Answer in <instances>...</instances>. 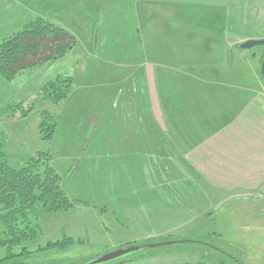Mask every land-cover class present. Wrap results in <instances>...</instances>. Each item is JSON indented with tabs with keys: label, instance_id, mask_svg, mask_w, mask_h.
<instances>
[{
	"label": "rangeland",
	"instance_id": "374dc122",
	"mask_svg": "<svg viewBox=\"0 0 264 264\" xmlns=\"http://www.w3.org/2000/svg\"><path fill=\"white\" fill-rule=\"evenodd\" d=\"M154 9L151 16L142 13L137 16L133 12L115 17V21L102 25L98 31L78 32L82 39L83 35L90 39L92 34L93 40L98 38L92 46H87L90 42L78 41L72 51L23 68L10 80L0 74V108L21 102V108L28 110L26 116H20L21 108L10 116L0 113V129L8 135L7 150L15 155L12 162L20 163L25 156L38 151L49 152L50 164L62 176V187L69 198L76 200L74 207L57 212H45L37 204L36 221L41 229L36 240L24 243L27 248L35 250L63 235L72 237L75 243L64 249L38 251L30 258V264H83L127 242H146L149 238L144 237L150 235L154 236L153 240L174 238L176 242L142 248L137 251L142 257L131 255L132 261L125 264H264V207H250L248 198L221 200L218 193L207 195L208 192L194 188L176 191L183 197H179L180 202L186 205L178 209L185 214L162 220L148 216L152 218L148 220L146 212L160 208L129 205L131 199L121 197L122 192H118L123 186V175L122 163L115 153L125 144L117 138L131 133L129 122L122 121L125 119L122 114L128 112L121 111L120 106L130 104L136 96L133 91L140 90L144 84L145 77L134 76L132 65L141 58L146 66L147 58L152 57L148 51L149 35L156 49L154 57L166 64L170 72L178 67L170 61L175 55L173 49L178 48L179 55L187 60L197 57L207 49L208 43L201 41L203 35L210 36L215 57L222 60L229 54L225 50L227 37L222 30L225 22L221 13L211 20L210 12L189 4L155 5ZM30 18L0 11V39L18 30ZM145 23L153 27L145 30ZM209 23H214L215 29L192 31L201 27L200 24ZM165 25L173 27L165 32L158 29ZM180 26L186 30H172L183 29ZM249 33L263 35L264 31ZM164 34L180 36L181 42L170 48L168 44L174 38L169 40ZM237 51L238 61L229 56L230 62L233 64L235 60L247 74L244 78L236 74L226 76L224 81L253 86L256 83L253 71L257 68L263 82L260 57L264 45ZM58 75L70 76L71 83L67 97L52 102L43 97L41 87ZM42 110L56 120L49 140H42L38 130ZM138 211L142 216L137 215ZM185 239L202 242L182 241ZM13 250L18 251L19 247ZM6 253V248L0 246V259Z\"/></svg>",
	"mask_w": 264,
	"mask_h": 264
},
{
	"label": "crops",
	"instance_id": "0c3cea01",
	"mask_svg": "<svg viewBox=\"0 0 264 264\" xmlns=\"http://www.w3.org/2000/svg\"><path fill=\"white\" fill-rule=\"evenodd\" d=\"M169 4L203 8L211 13V20L220 13L224 15L222 30L226 32L225 50L229 54L222 60L215 57L210 36L203 35L201 41L208 43L207 49L197 57L187 60L179 55L178 48L173 49L175 55L170 61L178 67L170 72L166 64L154 57L156 49L149 35L148 51L152 57L147 58L146 66L141 58L132 65L134 76L145 77L144 84L133 91L136 96L130 104L120 106L121 111L128 112L122 114V121L129 122L131 133L117 138L125 144L115 153L122 163L123 175V186L118 192L131 199L129 205L160 208L148 210V220H152L148 216L162 220L184 215L178 209L186 206L180 202L179 197H183L175 192L190 188L206 191L207 195L218 193L221 200L245 197L251 201L250 207H264V82L257 68L253 71V86L223 79L235 74L244 78L247 74L235 62L240 48L236 44L264 38V34L249 33L264 31V11L260 9L264 0H0V11L49 18L74 34L75 44L90 42L87 46H92L98 38L93 40L90 33V39L84 35L82 39L78 32L98 31L115 17L133 12L151 16L155 5ZM213 24H200L192 31L213 30ZM143 25L145 30L153 27L149 23ZM170 26L158 29L165 32L171 30ZM180 27L183 29L172 30H186ZM163 37L174 38L168 44L170 48L181 42L180 36ZM229 56L235 59L233 64Z\"/></svg>",
	"mask_w": 264,
	"mask_h": 264
},
{
	"label": "trees",
	"instance_id": "16d2710c",
	"mask_svg": "<svg viewBox=\"0 0 264 264\" xmlns=\"http://www.w3.org/2000/svg\"><path fill=\"white\" fill-rule=\"evenodd\" d=\"M75 41L74 34L61 25L49 18L34 16L24 22L18 30L0 39V74L10 80L23 68L63 56L74 46ZM262 55L263 53L260 61ZM70 83V76L58 75L43 84L42 95L52 102H59L67 97ZM21 107V102L3 105L0 113L14 115ZM27 114L28 110L21 108L20 116ZM55 125V116L42 110L38 123L40 138L51 139ZM7 138V133L0 129V246L5 247L7 251L6 256L0 259V264H30V258L38 251L64 249L75 243L72 237L63 235V238L49 240L35 250L27 248L24 243L36 240L41 229L36 221L37 204H40L45 212H57L74 207L76 200L69 198L62 187V176L50 164L52 157L49 152L38 151L14 164L12 158L15 155L7 150ZM161 241L172 243L176 242V239L149 238L146 242ZM182 241L201 242L196 239ZM130 244L127 242L118 247ZM16 246L19 247L18 251L13 250ZM139 253L135 252L105 264L132 261L131 255L142 257Z\"/></svg>",
	"mask_w": 264,
	"mask_h": 264
},
{
	"label": "water",
	"instance_id": "95a60500",
	"mask_svg": "<svg viewBox=\"0 0 264 264\" xmlns=\"http://www.w3.org/2000/svg\"><path fill=\"white\" fill-rule=\"evenodd\" d=\"M253 45H264V38H252L247 39L244 42L239 44L240 48H249ZM261 75L264 82V52L261 58ZM167 243V241L158 242V243H138V244H130L122 247H118L112 251H109L105 254H102L94 259L86 260L83 264H105L111 261L117 260L129 254H133L138 250L145 248V247H152L160 244Z\"/></svg>",
	"mask_w": 264,
	"mask_h": 264
},
{
	"label": "flooded vegetation",
	"instance_id": "af4514ba",
	"mask_svg": "<svg viewBox=\"0 0 264 264\" xmlns=\"http://www.w3.org/2000/svg\"><path fill=\"white\" fill-rule=\"evenodd\" d=\"M201 242H202V241H201ZM205 244H208V243L205 242ZM219 250H220V249H219ZM220 251L224 252L223 250H220ZM229 257L232 258L233 260L237 261V262H240L236 257L230 256V255H229Z\"/></svg>",
	"mask_w": 264,
	"mask_h": 264
}]
</instances>
